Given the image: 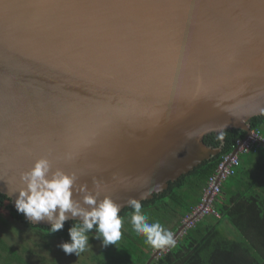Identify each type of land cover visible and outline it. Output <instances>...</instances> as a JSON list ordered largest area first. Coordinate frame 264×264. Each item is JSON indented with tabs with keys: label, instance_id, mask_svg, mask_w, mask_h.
Listing matches in <instances>:
<instances>
[{
	"label": "water",
	"instance_id": "1",
	"mask_svg": "<svg viewBox=\"0 0 264 264\" xmlns=\"http://www.w3.org/2000/svg\"><path fill=\"white\" fill-rule=\"evenodd\" d=\"M263 112L264 0H0V193L14 209L20 173L46 158L121 212L218 155L205 136H247Z\"/></svg>",
	"mask_w": 264,
	"mask_h": 264
},
{
	"label": "trees",
	"instance_id": "2",
	"mask_svg": "<svg viewBox=\"0 0 264 264\" xmlns=\"http://www.w3.org/2000/svg\"><path fill=\"white\" fill-rule=\"evenodd\" d=\"M250 126L264 138V112L253 117ZM223 134V139H218L220 134L216 133L204 138L207 145L221 147L218 155L169 182L167 189L154 194L151 199L140 201L149 222L158 221L175 233L183 219L202 203L208 178L222 157L232 152L236 141L246 136L245 131L236 129ZM212 209L218 217L212 213L204 214L186 229L174 247L154 258L150 264H264V147H254L239 154V165L221 183V193L214 199ZM0 212H5L13 222L39 233L47 246L55 240L70 242L68 229L78 222L66 221L62 230L49 233V227L29 223L1 193ZM131 213L130 207L119 213L123 219L122 236L115 246H103L94 238V230L88 234L89 243L98 241L101 244L97 252L89 255L91 264L147 263L156 249L145 244L144 238L133 231ZM4 219L0 214V221ZM173 219L176 222L170 227ZM25 252V248H15L0 236V264H31L24 259Z\"/></svg>",
	"mask_w": 264,
	"mask_h": 264
},
{
	"label": "clouds",
	"instance_id": "3",
	"mask_svg": "<svg viewBox=\"0 0 264 264\" xmlns=\"http://www.w3.org/2000/svg\"><path fill=\"white\" fill-rule=\"evenodd\" d=\"M221 132L218 139H223ZM21 187L10 193H18L15 209L22 213L29 223L47 221L49 233L62 230L65 221H78L68 229L70 242H62L58 247L65 254L76 256L89 246V233L95 232L103 246L116 245L121 239L123 219L119 215L120 205L110 196L101 197L97 181L89 189L86 183H77L75 173L69 174L57 168L53 170L46 158L36 160L33 166L20 173ZM132 209L130 222L133 231L144 238V243L154 249L175 246L173 233L157 222H149L142 211L139 200L127 201Z\"/></svg>",
	"mask_w": 264,
	"mask_h": 264
},
{
	"label": "rangeland",
	"instance_id": "4",
	"mask_svg": "<svg viewBox=\"0 0 264 264\" xmlns=\"http://www.w3.org/2000/svg\"><path fill=\"white\" fill-rule=\"evenodd\" d=\"M264 131V128L262 129ZM0 221V236L15 248L26 249L24 259L31 264H91L89 255L97 252L101 244L98 241L89 243L85 251L78 254H65L58 245L63 241H51L48 246L41 240L40 234L30 227L13 222L5 212ZM201 218V215L198 217ZM7 219V220H6ZM9 220V221H8ZM5 225V226H4Z\"/></svg>",
	"mask_w": 264,
	"mask_h": 264
},
{
	"label": "built area",
	"instance_id": "5",
	"mask_svg": "<svg viewBox=\"0 0 264 264\" xmlns=\"http://www.w3.org/2000/svg\"><path fill=\"white\" fill-rule=\"evenodd\" d=\"M264 147V138L258 130L252 129L250 134L243 139H238L233 145V151H236L234 155L232 152L224 155L220 164L217 166L214 173L208 178L207 187L204 192L202 203L193 210L190 215H187L182 223L187 224V228L194 224L189 222L195 213H197L206 203V207L202 210L201 217L206 213H212L218 217V214L212 209V203L214 199L221 193V183L230 175L234 173V169L239 165V154L246 153L254 147Z\"/></svg>",
	"mask_w": 264,
	"mask_h": 264
},
{
	"label": "snow or ice",
	"instance_id": "6",
	"mask_svg": "<svg viewBox=\"0 0 264 264\" xmlns=\"http://www.w3.org/2000/svg\"><path fill=\"white\" fill-rule=\"evenodd\" d=\"M89 143H90V141L85 140V141H83V142L81 143V147H88V146H89Z\"/></svg>",
	"mask_w": 264,
	"mask_h": 264
},
{
	"label": "crops",
	"instance_id": "7",
	"mask_svg": "<svg viewBox=\"0 0 264 264\" xmlns=\"http://www.w3.org/2000/svg\"><path fill=\"white\" fill-rule=\"evenodd\" d=\"M175 222H176L175 219L171 220L169 226H170V227L173 226V225L175 224Z\"/></svg>",
	"mask_w": 264,
	"mask_h": 264
}]
</instances>
